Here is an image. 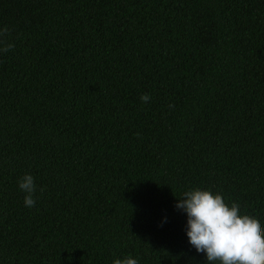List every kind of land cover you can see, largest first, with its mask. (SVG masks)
<instances>
[{"label":"trees","instance_id":"obj_1","mask_svg":"<svg viewBox=\"0 0 264 264\" xmlns=\"http://www.w3.org/2000/svg\"><path fill=\"white\" fill-rule=\"evenodd\" d=\"M5 26L0 264H207L194 188L264 226V0H0Z\"/></svg>","mask_w":264,"mask_h":264},{"label":"clouds","instance_id":"obj_2","mask_svg":"<svg viewBox=\"0 0 264 264\" xmlns=\"http://www.w3.org/2000/svg\"><path fill=\"white\" fill-rule=\"evenodd\" d=\"M10 38L11 31L6 26L0 29V53L14 48ZM150 99L147 93L140 96L144 103ZM172 107L170 104L169 108ZM18 186L25 193L24 205L34 207V178L25 174ZM175 207L186 213L188 243L197 253L205 255L207 264H264V226L254 216L241 214L238 203L229 206L222 194L194 188L185 191ZM112 264H139V261L129 256L114 259Z\"/></svg>","mask_w":264,"mask_h":264}]
</instances>
